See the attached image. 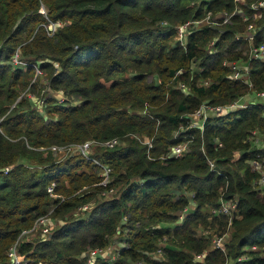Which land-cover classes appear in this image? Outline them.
<instances>
[{
	"label": "trees",
	"instance_id": "16d2710c",
	"mask_svg": "<svg viewBox=\"0 0 264 264\" xmlns=\"http://www.w3.org/2000/svg\"><path fill=\"white\" fill-rule=\"evenodd\" d=\"M233 12L229 23L202 24L184 43L176 40L181 23ZM252 12L251 0H0V264H11L22 229L51 209L60 225L50 238L20 242L22 264H86L89 248L117 237L128 247L112 264L147 257L165 237L162 257L148 264H264V186L254 187L261 175L250 165L264 158V146L245 142L255 128L264 134V103L208 118L203 128L190 127L189 115L206 101L223 104L264 89V55L251 57L252 44H264V10L258 19ZM49 21L62 22L54 34ZM19 47L23 65L13 63ZM225 61H248L247 76L236 77ZM36 68L49 79L37 93L44 108L28 95L19 99ZM49 85L66 99L50 95ZM136 133L152 138L151 146L130 137ZM114 137L130 143L93 154L113 168L107 186L82 154L57 161L48 148H35ZM188 139L182 156L166 157ZM52 182L57 197L47 190ZM110 187L119 189L103 195ZM237 196L225 252L198 230L224 232L229 217L208 208ZM91 202L90 211L75 213ZM94 264L111 263L99 257Z\"/></svg>",
	"mask_w": 264,
	"mask_h": 264
},
{
	"label": "built area",
	"instance_id": "2783aa9c",
	"mask_svg": "<svg viewBox=\"0 0 264 264\" xmlns=\"http://www.w3.org/2000/svg\"><path fill=\"white\" fill-rule=\"evenodd\" d=\"M237 1H243L246 2L248 0H237ZM251 8L255 11L263 12L264 10V0H251ZM229 14L225 17V21H228L230 17L234 14ZM209 20H210V14ZM212 23H216V20H210ZM62 24L61 21L58 22H52L49 26L50 34H54L55 30H57V26H60ZM204 24L201 20H188L184 23H181L178 25V34L179 39L182 41L186 38V36L196 27L201 26ZM249 32L246 36V38L250 39L251 42L253 40V24H251L249 27ZM239 37V36H238ZM184 43V41H182ZM252 51H251V57L253 58H259L263 57L264 55V44H261L260 46H255L252 44ZM13 63L16 65H23L25 62L22 61V59L19 56L18 50L15 52L13 57ZM225 64L231 66L233 69L236 70L235 76L242 78L243 76H247L249 70L248 67L244 69V71L241 70L240 64H237L236 62H227L225 61ZM38 69V68H37ZM245 82L252 85L251 81L249 79H245ZM182 86L186 88V85L182 83ZM256 94L258 98L264 97V89L257 90ZM63 101V100H61ZM240 99H235L232 103H225V104H218V105H211L208 102L203 103L196 111L193 113H190V127H204V123L208 118L215 117L221 114H225L231 111H235L238 108H246L249 105H251L252 101H248L247 103H239ZM212 110V112H210ZM210 112V113H209ZM139 136V134H134ZM189 140H182L178 144L173 145L170 147L166 157H180L182 154L186 151ZM145 143L149 144L151 146L152 142L149 140L144 141ZM121 138L114 137L106 140H97V139H90L81 143H70L65 145H58V144H52L48 147H35L36 149L43 150V149H49L53 153L62 152L64 150H70L69 154H73L75 152L82 154L84 157L91 159L98 167L99 174H100V181L98 182L99 185L107 186L112 180H113V168L110 163L104 161L101 158L92 156V150L94 146H101L109 149H113L120 145ZM220 145H223V143H220ZM210 166L212 169H216L215 160L208 159ZM251 166L254 169H260L261 171L264 170V161L263 159H259V157L254 158L250 161ZM10 169L9 167H6V172ZM260 172V171H259ZM262 179V176H261ZM264 179V178H263ZM264 181V180H263ZM49 194L51 196H57L56 193V183L52 182L48 188H47ZM116 192V189L113 187L106 188L103 191V195L106 196H112ZM59 196V195H58ZM238 199L228 200L225 198H221L220 205L217 207H214L211 209V213L215 216L220 215H227L229 217V225L232 224V220L236 212L238 211ZM92 206L90 203L83 204L79 206L78 213H84L90 211ZM53 211V209H51ZM53 228V219L49 213H46L44 215L39 216L34 224L31 227H27L22 229L18 239L16 242L12 245L10 248V256H11V264H22L24 261V257L19 253V244L21 241L28 240V237H30L32 234L35 235L38 231H41L42 234L48 235L51 234ZM206 235V234H203ZM125 247V246H124ZM215 247L220 248L226 252V248L224 247V236H220L219 238H216L215 241ZM105 247H96V248H89L85 252V256L87 258V264H94L95 260L99 257L104 258V251ZM243 259V258H240Z\"/></svg>",
	"mask_w": 264,
	"mask_h": 264
},
{
	"label": "rangeland",
	"instance_id": "374dc122",
	"mask_svg": "<svg viewBox=\"0 0 264 264\" xmlns=\"http://www.w3.org/2000/svg\"><path fill=\"white\" fill-rule=\"evenodd\" d=\"M240 2H243V1H240ZM243 3H245V2H243ZM247 4V3H246ZM240 5H244V4H240ZM245 6V5H244ZM238 9V8H237ZM43 11H44V9H43ZM253 13V12H252ZM46 14V13H45ZM244 14V13H243ZM229 14H226L225 16L223 15V13H219L218 14V16H215V17H212L211 16V14H210V20H212V19H219V18H222V19H220L222 22H220V21H218V22H216V23H214V25L215 26H221V25H223L224 23H229L230 22V20H228V21H225V17L226 16H228ZM261 16V12H259V11H255L253 14H252V18H255V19H258L259 17ZM210 20H209V15H207L204 19H202V22L204 23V24H209L210 23ZM52 23V21H49L48 22V24L46 25L48 28H49V26H50V24ZM59 28V26H57V29ZM249 31L247 30L246 31V33H248ZM176 40H180L179 39V36L176 38ZM185 40V39H184ZM184 40H182V41H184ZM18 52H19V56H20V58H22V55H21V50H20V47L18 48ZM196 64L197 63H194L193 64V68H195L196 67ZM247 64H248V61H243L242 63L240 62V68H241V70L242 71H244V69L247 67ZM58 66V65H57ZM235 73H236V71H235ZM47 80H49L48 78H47V73L45 72V71H43V70H41V69H37L36 68V72H35V74H34V76L32 77V79H31V86L30 87H28L26 90H28L29 88H30V90L31 91H23L22 92V95L19 97V99L21 98V97H25L26 98V96L28 95V97L26 98L34 107H38V108H44L45 107V104H44V101H45V99L46 98H43V97H41L40 98V96H37V93H38V91H39V89H41L42 87H43V85L47 82ZM208 82V81H207ZM35 83H37V84H39L38 85V87L35 89V92L33 91L34 90V88H33V86H32V84H35ZM44 90H46L50 95L52 94V93H54V94H56L57 96H58V98H60V100H65L66 99V95H65V93H63L62 91H60V90H57V89H55V88H53L51 85H49L46 89H44ZM256 91L257 90H251V91H248V93H246L245 95H243V96H241V97H239V98H237V99H240V101H239V103L240 104H244V103H247L248 101H252V102H261V103H264V97H260V98H258V96H257V94H256ZM48 96V95H47ZM73 99L74 100H72L73 101V103L74 102H78L79 101V97H73ZM248 100V101H247ZM206 102H208V101H206ZM230 103H232V102H234V100H232V101H229ZM229 102H226V103H229ZM229 103V104H230ZM223 104H225V103H223ZM212 105V104H211ZM145 111H147V108L145 109ZM44 112V114H46V111L44 110L43 111ZM210 112H212V110L210 111ZM209 112V113H210ZM1 126V125H0ZM184 131V128L182 129V130H180V131H177V133H176V137H179V136H182L181 135V133L180 132H183ZM186 136V135H185ZM130 137L131 138H134L135 137V139H138L140 142H143V143H145L144 141H146V140H149L150 142H152L153 140H152V138H150V137H147V136H145V134H139V136H137V135H130ZM189 140V139H188ZM192 141V139H190V141L189 142H191ZM245 142H249L250 143V146L251 147H254V146H260V147H263L264 146V134L262 133V131L260 130V129H258V128H255V129H253V131H252V133H251V135L249 136V137H247V139H245ZM123 143H126V144H128V143H130V141L127 139V140H124V139H122L121 140V143H120V145H122ZM189 145H190V143H189ZM97 147H99V146H94L93 147V150H92V156H94L93 154H95L96 153V151L99 149V148H97ZM69 151L70 150H64V151H62V152H57V153H54V157H55V159L57 160V161H60V160H67L71 155L69 154ZM263 161H264V158H263ZM215 165H216V162H215ZM251 165V164H250ZM252 167V166H251ZM253 168V167H252ZM255 171H258V173L262 176V179L260 180V179H256V182H255V184H254V187L255 188H261V187H263L264 186V170L263 171H261L260 169H254ZM260 171V172H259ZM113 188H115V189H119V187H113ZM264 188V187H263ZM262 189V188H261ZM58 196V195H57ZM57 196H54V197H57ZM226 199V198H225ZM235 199H238V196L237 197H235ZM221 200V199H220ZM228 200H233V199H228ZM90 204H93L92 202L90 203ZM193 204H195L194 202H193ZM212 208V207H211ZM211 208H208L209 209V211L211 212ZM186 210H189L188 208L186 209ZM50 215H51V217H52V219H53V228H52V231L54 230V228L56 227L57 228V226H59L60 225V223H61V217H55V216H53V212L50 210L49 212H48ZM76 214H79L78 213V211L76 210V212H75ZM183 213V212H182ZM181 213V214H182ZM127 218H128V214H126L125 216H124V221H126L127 220ZM224 226H220L219 225V228L220 229H222ZM224 230V232H222L221 234H219L220 233V230H217V232L218 233H216V232H214V230L213 231H211L210 229H208V228H204V227H201V228H199V234L200 235H203V234H206V235H209V234H212V239H211V245H212V247H215V241H216V238H219L220 236H224V247L226 248V251H229V247L227 246V244L226 243H229L231 240H232V238H233V231H234V227H233V225L231 224V225H229V223L227 224V225H225V228L223 229ZM130 230L129 229H127V232H126V234L129 232ZM52 235V232H51V234H48V235H45V234H42V232L41 231H38L35 235H31L30 237H28V240L30 239V240H37V241H40V240H44V239H47V238H50V236ZM117 237V236H116ZM165 240H162V241H160V243L156 246V249L154 250V251H145V253L147 254V257L146 256H141V258L138 260V261H135L133 264H148L147 263V259H149V258H153V259H155V258H161L162 257V253H163V251H162V249H164V247L163 246H165L166 244H168L167 243V240H166V237L164 238ZM36 241V242H37ZM128 247V243L126 242L125 243V241H123V240H120V237H117V238H115V240H113L111 243H110V245H108V246H105V251H104V255H105V257L103 258V259H105L106 261H108L109 263H113L114 262V260L119 256V251L121 250V248L122 247ZM259 251L261 252V254L264 256V248H262V249H259ZM248 257V255L247 254H245V255H243V256H241L240 258H247ZM196 258H198V257H196ZM198 260V259H197ZM200 260V259H199ZM87 264V263H86ZM227 264H233V261L232 260H230V261H228V263Z\"/></svg>",
	"mask_w": 264,
	"mask_h": 264
}]
</instances>
